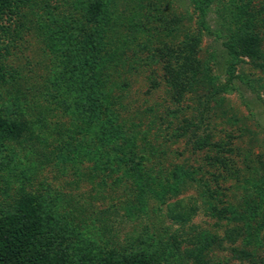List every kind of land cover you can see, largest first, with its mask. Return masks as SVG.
<instances>
[{"label":"rangeland","instance_id":"1","mask_svg":"<svg viewBox=\"0 0 264 264\" xmlns=\"http://www.w3.org/2000/svg\"><path fill=\"white\" fill-rule=\"evenodd\" d=\"M37 1L0 20V214L14 215L22 200L31 199L42 226L61 236L66 213L83 206L101 226L99 242L111 239L116 252L149 257L155 251L157 262L163 261H158L156 240L175 237L178 257L166 252L165 259L173 264H264V230L255 235L264 216V184L256 187L264 180V72L254 66L256 61L227 55L223 45L228 30L242 36L252 32L264 51V0H109L107 21L98 27L101 51L95 67L100 66L106 88H113L118 122L137 137L134 153L141 156L150 145L157 150L156 158L136 166L134 161L130 167L127 161L110 158L108 147H103L97 152L100 169L88 157L77 167L71 158L87 155L99 144L95 130H85L88 126L78 114L88 102L77 76L75 37L82 36L75 25L84 23L81 3L88 0H46V16L42 0ZM36 14L43 20L49 14L57 19L53 36L46 32V43L35 30ZM205 24L212 34L206 33ZM195 35L200 39L196 57L208 61L213 79L193 85L176 101L169 78L171 72L183 70L185 54L178 52ZM39 105L45 114L33 116ZM201 114L204 124L197 135L207 128L214 141L229 143L232 152L227 155L240 174L237 180L219 183L225 189L220 203L208 196L204 182L211 188L215 184L207 174L202 182L196 181L201 173L171 176L176 165L207 168L206 152L192 154L184 139H169L167 128L168 123L172 129L184 120L196 122ZM153 118L157 125L150 128ZM25 121L38 124L16 136L13 131ZM59 126L60 136L49 133ZM117 145L121 148L123 141ZM51 150L56 160L38 164L36 155ZM123 152L115 153L123 158ZM77 171L85 177L77 179ZM63 194L71 198H60ZM210 203L218 209L230 206L233 212L218 219L209 212ZM260 203L263 209L252 217L251 209ZM104 209H111V216L103 215ZM186 215L187 223L175 219ZM112 223L114 228H104ZM205 235V244H192ZM87 243L76 245V250L96 246L91 256L105 253L103 243ZM64 246L68 249L72 243Z\"/></svg>","mask_w":264,"mask_h":264},{"label":"trees","instance_id":"2","mask_svg":"<svg viewBox=\"0 0 264 264\" xmlns=\"http://www.w3.org/2000/svg\"><path fill=\"white\" fill-rule=\"evenodd\" d=\"M36 2V3H35ZM37 0H0V20L11 19L13 16L19 14V11L26 6L31 8L37 4ZM43 11H48L46 0H42ZM109 0H88L83 1L81 6L84 11V23L78 22L75 25V28L78 29L79 34L82 37H75L76 42V53L75 58L78 62L79 82L85 86L82 92L88 106L78 110V114L84 119V124L88 127L85 130H95L96 138L99 144L97 143V148L92 151H88L87 155L79 154L74 159V165H79L83 163V158H89L94 160V166L99 167V157L97 155L101 152L102 148L108 147L107 153L114 158L113 160H119V162H128L131 167L134 162V166L141 165L144 161H151V156L156 158L154 153L155 145H150L149 151L143 155H137L134 153L136 145V136L129 134L122 127L120 121V115L114 109L116 97L113 95L112 87L106 88V79H103L102 71L100 66L95 67V61L98 59V53L101 51V46L99 45L98 39H100L101 31L98 30L100 25L106 23L109 15ZM49 12V11H48ZM34 13V12H33ZM50 13V12H49ZM48 15V14H47ZM35 16V15H34ZM47 19H42L41 15L36 14V23L35 30L38 32L39 37H44V42L46 43V32L53 34L56 31H53V27L57 25V19L54 15L49 14ZM67 25V22L66 24ZM91 26L89 30L87 27ZM204 30L207 34H212L210 27L206 24L204 25ZM227 40L223 43L226 47L227 55L234 57L235 59L247 58L253 61H256L255 67L259 68L264 72V51L261 50V39L257 35L251 33H246L245 36L238 35L234 31H227ZM217 34V33H213ZM217 36V35H216ZM82 38V40H81ZM188 37H186L187 39ZM186 42V41H185ZM183 42L179 50V56L184 55L183 65L178 72H171L169 81H171V88L174 89L173 97L177 101L182 98L184 93L188 92L193 85H199L203 83H210L212 81V76L210 75L211 70L207 67L208 61L201 63L196 56L199 53V44L200 39L198 35H195L187 41ZM186 48V51L185 49ZM184 49V51H183ZM188 49V50H187ZM178 56V57H179ZM3 79V75L0 73V80ZM109 80V79H107ZM114 85V84H113ZM126 83H123L121 86L124 88ZM224 88L218 89L217 92H221ZM46 100V92L43 93ZM42 95V93H41ZM118 99V97H117ZM46 108L43 106H38L35 108L33 116H40L45 114ZM203 115L199 117L200 119L194 122L193 120H184L183 125L172 128V125L168 123V129L171 130L169 134V139L174 140V142L179 139H184L187 146L190 145V151L192 154L206 152L203 162L206 164L207 168L203 169L201 166L193 169L185 168L182 165H176L171 171V176H176L177 173H185L195 177L196 174L201 173L200 178H196L197 182H202L206 174L209 176L211 183L215 184V188L209 187V185L204 182V185L207 187L208 196H210L217 203L222 202L219 197L224 196L225 189L219 185L220 182H225L228 179L237 180L240 176L238 169L234 168L231 158L227 154L232 152L229 143L227 142H217L214 141L210 131L207 128L203 129L201 135H197L201 131V125L204 121ZM38 124L37 121H29L23 123L22 126L16 127L13 131L17 136V132H27L28 128ZM156 119L153 118L149 122V127H155ZM16 126V125H15ZM14 126V127H15ZM43 128L46 131V124L43 125ZM62 127L59 126L56 129L49 130L50 134L60 136L63 131ZM147 131L143 132V138L145 137ZM190 133V134H188ZM37 142L38 138L33 139ZM123 141V146L120 148L117 145V141ZM102 141V144H101ZM40 145L43 148H46L42 142ZM109 145V146H106ZM111 145V146H110ZM153 146V147H152ZM40 147V146H39ZM124 151L123 158L116 156V151ZM212 151H216L217 154L211 155ZM44 152V151H43ZM39 153L36 157L39 158L37 161L38 164L50 165L56 160L54 150ZM221 153V154H220ZM92 154V155H91ZM157 156H160L159 153ZM41 158L43 160L41 161ZM45 159V160H44ZM160 159V158H158ZM160 161V160H159ZM109 162V161H108ZM108 162L104 163V166ZM161 163V161H160ZM127 164V163H126ZM43 166V165H42ZM77 167V166H76ZM105 168V167H104ZM129 168V167H128ZM79 170V169H78ZM131 170V169H130ZM93 172V171H91ZM104 172V171H102ZM111 173V170L110 172ZM77 177H85L79 171L74 173ZM133 176L132 172L128 174ZM204 175V176H203ZM86 176H89L87 174ZM207 176V177H208ZM208 182V183H209ZM258 184V183H257ZM264 184V180H261L259 185L256 187L260 188V185ZM64 195V196H63ZM60 195V198L70 199L66 194ZM264 198V195H262ZM215 202V203H216ZM209 204L208 210L214 217L218 219L227 218L226 213L233 212L232 207H222L217 208L216 204ZM34 205H32L31 199L22 200V207L14 215L0 214V264H173L166 259V252H174V255L177 256L179 252V242L175 237H171L164 241L156 240V252L159 258H164L163 261L157 262L155 258V251L147 256L132 255L126 253V251L111 250L110 242L102 241L101 243L97 239L101 235V226L96 224L97 219L92 216L86 207H75L73 206L72 210L65 217V222L63 220L64 226L62 227L63 232L60 236L57 230L52 229V227H47L46 229L42 226L44 225L40 216L34 210ZM193 209V208H192ZM192 209H190L192 212ZM263 209L262 204L254 206L251 210L252 217H255ZM111 210V209H109ZM108 209H104L101 212L105 216H111V213ZM194 210V209H193ZM52 214V213H51ZM174 219V213L171 215ZM176 220H181L183 223L189 221L188 215L186 217H175ZM47 220L49 221L48 217ZM47 225V224H46ZM107 230L109 228H114V224H106L104 227ZM264 230V216L261 219L257 228H255V235L261 233ZM209 235L201 239H194L192 244L194 246L198 244H205L208 241ZM101 238V237H100ZM213 239V238H212ZM57 240H59V247L56 245ZM62 242V245H61ZM86 242L94 243L97 246L104 245L105 253H99L98 256H91V251H93L96 246L89 251H78L76 245L86 244ZM72 243V246L69 247L71 254L68 253V249L64 245H69ZM87 249V247H85ZM82 252V253H79ZM86 252V253H84ZM177 252V255H176ZM78 253L80 256H78ZM73 254V255H72ZM168 256V255H167ZM74 257H77L74 258ZM178 257V256H177Z\"/></svg>","mask_w":264,"mask_h":264}]
</instances>
